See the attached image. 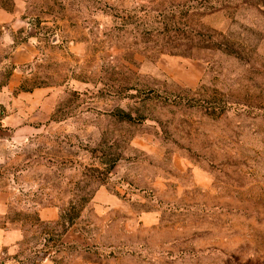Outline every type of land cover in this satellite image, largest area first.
<instances>
[{
	"label": "rangeland",
	"instance_id": "374dc122",
	"mask_svg": "<svg viewBox=\"0 0 264 264\" xmlns=\"http://www.w3.org/2000/svg\"><path fill=\"white\" fill-rule=\"evenodd\" d=\"M17 19L39 100L0 142L20 264H264V0H28Z\"/></svg>",
	"mask_w": 264,
	"mask_h": 264
},
{
	"label": "crops",
	"instance_id": "0c3cea01",
	"mask_svg": "<svg viewBox=\"0 0 264 264\" xmlns=\"http://www.w3.org/2000/svg\"><path fill=\"white\" fill-rule=\"evenodd\" d=\"M28 0H0V142L32 132L36 103L35 89L20 88L19 65L27 64L35 55L34 45L15 41L17 16ZM4 72L7 75H4ZM0 215V264H20L18 231L3 229Z\"/></svg>",
	"mask_w": 264,
	"mask_h": 264
}]
</instances>
